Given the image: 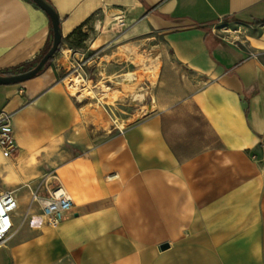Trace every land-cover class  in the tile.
I'll use <instances>...</instances> for the list:
<instances>
[{"label":"crops","instance_id":"obj_1","mask_svg":"<svg viewBox=\"0 0 264 264\" xmlns=\"http://www.w3.org/2000/svg\"><path fill=\"white\" fill-rule=\"evenodd\" d=\"M46 1L63 42L37 77L0 86L17 146L0 182L31 191L57 174L74 205L57 227L26 212L0 264H264V0ZM109 22L159 39L178 84L107 129L62 74L81 55L69 36L92 27L93 48ZM52 34L32 0H0V74L34 68Z\"/></svg>","mask_w":264,"mask_h":264},{"label":"rangeland","instance_id":"obj_2","mask_svg":"<svg viewBox=\"0 0 264 264\" xmlns=\"http://www.w3.org/2000/svg\"><path fill=\"white\" fill-rule=\"evenodd\" d=\"M105 36L102 41L96 42L92 48L94 39H98L99 31L90 28L88 38L81 44L77 40L70 42L76 51L81 53L85 59H93L85 67L84 75L86 82L82 90L78 93L80 100L86 98L89 104L86 108V115H91L97 128L109 126L113 123H120V126H126L137 121L143 116V113L151 111L150 106H156L158 101L166 100L165 97L177 87V82L167 84L165 80L167 72L170 70L171 55L168 54L159 39H154L152 35H125L121 32L124 27H118L110 22L105 25ZM119 34L112 39L113 34ZM101 33V32H100ZM231 33H229L230 35ZM60 52V50H59ZM58 52V53H59ZM57 53V54H58ZM56 54V56H57ZM125 63V70L122 72L121 82H115L114 77H109L110 72L118 70V61ZM174 79L178 76V68H171ZM108 73V74H107ZM166 75L163 76L162 75ZM69 68L62 74L66 81ZM65 81L67 92L72 95L69 88V82ZM89 87V89H88ZM95 87V88H94ZM109 88L108 94H104V89ZM121 91V92H119ZM66 150V147H65ZM5 158L7 157L0 150ZM49 175V174H47ZM46 176V175H45ZM10 180V179H8ZM13 182V180H10ZM36 184H32L34 187ZM5 186L0 182V191H13L19 197L20 208L15 217V224L21 223L27 212L30 216L41 217V211L38 205L30 202V188L28 186L16 185L10 188L2 189Z\"/></svg>","mask_w":264,"mask_h":264},{"label":"built area","instance_id":"obj_3","mask_svg":"<svg viewBox=\"0 0 264 264\" xmlns=\"http://www.w3.org/2000/svg\"><path fill=\"white\" fill-rule=\"evenodd\" d=\"M83 56L72 61L67 78H85V67L92 58L85 59ZM13 133L12 115L1 113L0 150L7 157L17 150ZM30 202L39 206L42 218L52 227L59 226L74 205L71 194L61 184L57 174L44 177L35 188L31 189ZM19 208L20 202L15 192L0 193V247L5 245L16 232L15 217Z\"/></svg>","mask_w":264,"mask_h":264},{"label":"water","instance_id":"obj_4","mask_svg":"<svg viewBox=\"0 0 264 264\" xmlns=\"http://www.w3.org/2000/svg\"><path fill=\"white\" fill-rule=\"evenodd\" d=\"M32 1L37 4V6H39L42 10H44L51 20L53 32L51 47L47 51V53L42 57L39 63L31 70L13 75L0 74V86L20 84L34 79L46 69L47 65L52 59L55 58L56 54L60 50V46L63 42V33L61 29V21L56 10L46 0ZM163 248H167V245L163 246Z\"/></svg>","mask_w":264,"mask_h":264},{"label":"trees","instance_id":"obj_5","mask_svg":"<svg viewBox=\"0 0 264 264\" xmlns=\"http://www.w3.org/2000/svg\"><path fill=\"white\" fill-rule=\"evenodd\" d=\"M52 35H53V34H52ZM72 37H76V38L78 39V44H81V43H83L84 41L87 40L88 35H87L86 33H83L82 30H81V28H78L76 31H74V32L72 33V35L69 36V38H72ZM51 44H52V42L49 43V44L47 45V47H46L45 50L43 51V54H42V56H41V59H42V57L47 53V51L50 49ZM41 59H40V60H41ZM52 60H53V59H52ZM52 60H51V61H52ZM51 61H50V62H51ZM31 69H32V68H30V67H25L23 70H13V71H11V72H6V73H4V74H5V75H13V74H18V73H23V72L29 71V70H31Z\"/></svg>","mask_w":264,"mask_h":264},{"label":"bare ground","instance_id":"obj_6","mask_svg":"<svg viewBox=\"0 0 264 264\" xmlns=\"http://www.w3.org/2000/svg\"><path fill=\"white\" fill-rule=\"evenodd\" d=\"M66 82H69V85H70V88L69 89L71 91H73L72 92V95L74 96V95H77L80 92V90H82L81 87L85 85L86 79L85 78L84 79H81V78H73L71 80L69 79V81H66ZM88 89H89V87H88ZM106 91H107V88H106Z\"/></svg>","mask_w":264,"mask_h":264}]
</instances>
